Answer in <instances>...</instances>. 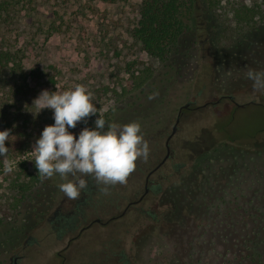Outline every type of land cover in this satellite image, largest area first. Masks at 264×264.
<instances>
[{"label": "rangeland", "instance_id": "obj_1", "mask_svg": "<svg viewBox=\"0 0 264 264\" xmlns=\"http://www.w3.org/2000/svg\"><path fill=\"white\" fill-rule=\"evenodd\" d=\"M218 1L224 6L233 0ZM139 2L22 0L14 15L18 26L0 24L26 51L27 68L37 66L54 77L47 90L83 85L92 93L98 113L70 131L94 126L98 115L106 125L138 122L149 146L147 159H137L125 183L105 186L87 176V188L77 199H68L58 185L79 173L42 177L36 199L54 190L51 206L38 217L39 211L21 201L0 221V264H9L15 254L22 255L19 264H239L248 256L245 240L257 224L252 210L264 207V197L256 195L264 189V90L255 89L250 79L232 85L217 81L207 53L185 97L173 91L143 96L134 81L157 60L130 33ZM252 3L264 8V0ZM226 95H233L236 104ZM186 102L169 140L171 157L153 170L152 186L144 193L145 177L166 154L165 140ZM33 145L8 160L12 169L17 160L30 165ZM4 166L5 161L0 200L12 194L8 180L13 174ZM244 211L250 212L245 218ZM54 213L68 220L62 231ZM95 218L105 222L79 232Z\"/></svg>", "mask_w": 264, "mask_h": 264}, {"label": "trees", "instance_id": "obj_2", "mask_svg": "<svg viewBox=\"0 0 264 264\" xmlns=\"http://www.w3.org/2000/svg\"><path fill=\"white\" fill-rule=\"evenodd\" d=\"M21 1L0 0V24L18 26L20 20L14 15ZM252 1L233 0L223 6L218 0H140L130 33L141 49L157 60V66L137 75L135 88L145 97L155 93L163 97L172 91L185 97L207 53L214 63L215 79L229 85L248 79L249 70L264 71V8ZM7 31L0 30V130H10V137L5 142L7 156L0 157V172L5 159H17L35 143L43 128L53 123L51 109L36 114L38 109L32 103L40 89L55 83L41 68L25 66L26 51L10 41ZM8 174H13L8 180L12 194L10 199L0 200V221L9 218L10 210L21 201L39 211L38 217L46 213L54 190L36 199L44 185L34 160L30 165L17 160ZM257 194L264 197V189L256 190ZM37 200L43 201L37 205ZM252 211L257 224L245 240L248 256L239 264H264V207ZM249 213L242 212V217Z\"/></svg>", "mask_w": 264, "mask_h": 264}, {"label": "clouds", "instance_id": "obj_3", "mask_svg": "<svg viewBox=\"0 0 264 264\" xmlns=\"http://www.w3.org/2000/svg\"><path fill=\"white\" fill-rule=\"evenodd\" d=\"M247 78L253 81L255 89L264 90V71L249 70ZM32 105L38 109L36 114L51 109L54 121L43 128L32 146L38 174L41 177L59 174L62 179L80 174L75 180L58 185L68 199H77L87 188V176L105 186L125 183L137 159H147L149 155L148 142L143 139L138 122L106 125L98 115L94 126L84 127L78 134L70 131L78 122H86L98 113L92 93L83 85L62 92L42 90ZM9 137L10 130H0V157L7 156L9 148L5 142ZM11 171V162L5 159L4 172Z\"/></svg>", "mask_w": 264, "mask_h": 264}, {"label": "flooded vegetation", "instance_id": "obj_4", "mask_svg": "<svg viewBox=\"0 0 264 264\" xmlns=\"http://www.w3.org/2000/svg\"><path fill=\"white\" fill-rule=\"evenodd\" d=\"M227 97L229 96V95H226ZM230 96H232L231 98H229L230 100H232V102L233 103H235L234 102V100H233V95H230ZM190 104V103H189ZM236 104V103H235ZM186 108V107H185ZM182 110V109H181ZM181 110H180V112H181ZM169 157H171V154H170V150L167 152L166 151V154L164 155V157L163 158H165L164 159V161L162 162V163H164L165 162V160L166 159H168ZM162 158V159H163ZM161 159V160H162ZM151 171V170H150ZM148 172L147 173V175H146V177H145V182H144V193H146V192H148V190L151 188V186L152 185H150V184H152L151 183V181L149 180V176L151 175V173L153 172ZM209 189H212V187H210ZM209 189H206V190H204V191H208ZM142 199V195H140V197L138 198V199H136V200H134V201H130L129 203H128V205L129 204H131V203H133V202H136V201H140ZM85 203V201L83 200V201H81V202H79V205H81V204H84ZM54 217H55V219H54V222H57L58 224H59V228H60V231H62L63 230V228L66 226V224L65 223H67L68 222V220L67 219H64V217H63V215L62 216H57V214L56 213H54ZM93 222H99V223H104L103 221H101V219L100 218H95V219H93V220H91L88 224H86V225H84V226H81V227H79V232H82L85 228H87L89 225H91ZM67 227L68 228H70L71 226H69V225H67ZM21 257H22V255L21 254H15V255H13L12 257H10V263L9 264H19V260L21 259Z\"/></svg>", "mask_w": 264, "mask_h": 264}, {"label": "water", "instance_id": "obj_5", "mask_svg": "<svg viewBox=\"0 0 264 264\" xmlns=\"http://www.w3.org/2000/svg\"><path fill=\"white\" fill-rule=\"evenodd\" d=\"M229 98H231L232 96H228ZM216 102H218V100H216V101H214L213 103H216ZM189 103L190 102H186V103H184V104H182L180 107H179V111H178V114H177V117H176V119H175V123L173 124V126H172V130H171V132L170 133H168V136H167V138H166V140H165V147H166V151L168 152L169 151V140H170V138H171V136L173 135L172 133H174L175 132V130H176V128H177V122L179 121V114H180V110L182 109V108H185V107H187L188 105H189ZM207 103H204L203 104V106H205ZM164 159L165 158H163L150 172H152L153 170H155L156 168H158L161 164H162V162L164 161Z\"/></svg>", "mask_w": 264, "mask_h": 264}]
</instances>
